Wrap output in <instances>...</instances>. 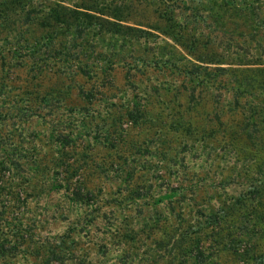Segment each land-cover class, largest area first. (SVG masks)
I'll return each instance as SVG.
<instances>
[{
    "label": "trees",
    "instance_id": "obj_1",
    "mask_svg": "<svg viewBox=\"0 0 264 264\" xmlns=\"http://www.w3.org/2000/svg\"><path fill=\"white\" fill-rule=\"evenodd\" d=\"M184 151L209 168L188 189L204 196L161 240L183 252L156 264H264V0H0V264L69 262L79 232L37 246L34 197L95 202L113 167L118 189L176 209L151 191Z\"/></svg>",
    "mask_w": 264,
    "mask_h": 264
},
{
    "label": "rangeland",
    "instance_id": "obj_2",
    "mask_svg": "<svg viewBox=\"0 0 264 264\" xmlns=\"http://www.w3.org/2000/svg\"><path fill=\"white\" fill-rule=\"evenodd\" d=\"M20 84L19 80L14 83L15 86H20ZM91 109L93 113L97 111L105 112L99 107H92ZM233 126L231 120L227 125V134H231ZM32 128L30 130H33ZM23 146L25 145L23 144ZM213 149L214 146L211 144L210 147L205 148L204 152L207 155L213 152ZM193 152L195 153L194 150ZM193 152L191 156L184 151L180 161L176 165H172L173 167L169 171L166 163L160 165L159 176L155 179V181L158 180L157 184L153 186L151 191L153 197L158 196L160 193H171L170 198L173 199L176 209H173L168 198H165L158 205L152 203L149 199L148 186L141 187L135 193L118 189L119 179L113 176L115 171L117 174L118 169L116 170V167H113L108 172L100 167L109 176L106 178L108 187L103 191L107 194L102 196L103 203L102 199L95 202L91 201L88 204L76 203L66 197L67 195L63 196L61 194L63 190L58 193L51 192L49 197L46 194L37 195L31 205L33 213L26 215L28 218L23 222L30 224V222L36 220L33 234L37 236V246H41L44 241L47 243L56 242L57 237L66 234L70 228H75L79 232L81 237H79V241H76L73 257L70 258L69 262L56 264H84V259L87 262L86 264H89L90 261H92V264H156L162 262L163 256L167 258V262H170L177 254L183 252L184 245H178L179 243H176L175 239L169 244H165L162 243V238L166 236V232L178 236L183 229L187 228L188 222H190L186 215L187 212L199 210L198 207L193 206L191 201L193 199L199 201L204 196L202 194L204 191L196 193L188 191L203 175L202 172L205 169L209 170L206 166L199 168V165L203 164L200 163V158L194 155ZM221 154H223L222 151L216 153L214 157L218 156L215 160H218ZM141 159V164L144 163L148 168H155L157 164H160L158 158H150L149 154H145ZM98 164L100 165V162ZM180 165H183V169L179 175L176 169ZM213 170H217L216 166ZM216 174V179L213 178L214 181L206 182L210 193L215 191L212 184L218 185L221 179L219 170ZM59 178L61 179L62 176H59ZM183 190L187 195L188 202L183 205V215L181 214L180 217L182 210L180 209V203L177 202L178 198L175 196ZM125 194H135V198L128 197L129 199L122 200L123 197L127 198L121 196ZM119 199L122 200V203L118 201ZM5 211L0 210L1 213ZM21 211L23 210H15L11 213L12 218L10 217V220L14 222L13 217L18 218ZM57 211H63L67 217L56 219L58 216ZM166 216H170L171 220L168 221V224L172 227L166 229V231L153 229V222ZM93 220L95 221L93 222ZM84 234H88L89 237H84ZM209 244L210 241L207 242V245ZM87 254L88 257L86 258ZM34 262V259L29 258L28 260H17L16 264H33ZM228 264H230V261Z\"/></svg>",
    "mask_w": 264,
    "mask_h": 264
}]
</instances>
